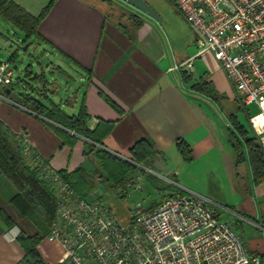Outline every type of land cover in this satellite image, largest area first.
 <instances>
[{"label": "crops", "instance_id": "1", "mask_svg": "<svg viewBox=\"0 0 264 264\" xmlns=\"http://www.w3.org/2000/svg\"><path fill=\"white\" fill-rule=\"evenodd\" d=\"M13 1L37 18L52 0ZM148 2L160 14V22L118 0H56L40 22L41 39L36 42L44 44L45 54L59 59L68 72L49 60L39 73L29 70L35 87L23 92L14 82L13 99L5 97L0 103V121L55 172L81 167L93 172L88 153L94 145L115 158L137 163L131 150L147 141L153 155L137 164L151 170L150 176L136 174L140 184L135 193L142 192L152 178L176 185L163 196L189 190L210 198L230 210L228 220L250 253L259 255L264 264V183L254 184L247 163L236 167L231 141L232 120L255 136L244 119L249 122L257 109L240 107L227 75L211 52H200L194 33L173 5L161 3L157 8ZM191 59L190 75L184 68L172 70ZM47 72L52 82L46 79ZM58 77L80 85L67 92L65 103L55 104L50 96L60 88ZM27 95L69 115H77L84 106L90 131L100 124L110 129L100 136V145L93 144L24 108L21 100ZM53 127L71 137L65 139ZM178 139L189 145L191 161L180 155ZM15 194V188L0 178V264L24 262L26 252L18 239L22 233L43 238L37 251L44 264H60L61 245L43 237L39 227L18 212L11 201ZM96 198L93 194L87 199Z\"/></svg>", "mask_w": 264, "mask_h": 264}, {"label": "built area", "instance_id": "2", "mask_svg": "<svg viewBox=\"0 0 264 264\" xmlns=\"http://www.w3.org/2000/svg\"><path fill=\"white\" fill-rule=\"evenodd\" d=\"M171 2L194 33L200 52H211L227 75L240 107L257 109L250 121L264 151V0ZM183 68L190 75L193 59L172 70ZM14 78L10 64L0 59V86L14 85ZM24 148L26 161L56 200L46 238L64 250L60 264H263L224 219L230 210L202 194L176 191L148 209L136 202L122 224L107 200L82 198L45 160ZM138 180L129 178L117 187L118 199L131 197Z\"/></svg>", "mask_w": 264, "mask_h": 264}, {"label": "trees", "instance_id": "3", "mask_svg": "<svg viewBox=\"0 0 264 264\" xmlns=\"http://www.w3.org/2000/svg\"><path fill=\"white\" fill-rule=\"evenodd\" d=\"M55 1L52 0L49 7L35 18L13 0H0V17L24 35V44L33 39L38 41L41 39L38 31L40 22ZM26 72H28L27 75L31 74L29 69ZM39 77L41 79V75ZM41 82L44 86L46 85L43 79ZM201 86L203 87V85H199V88L205 92ZM13 92L14 85L0 86V95L7 99H13ZM21 101L24 108L30 109L39 117L42 116L66 131L90 140L93 144L100 145V136L110 129L108 124H100L95 130L90 131L88 129L89 116L84 106H81L77 115H69L56 105L47 108L42 102L35 100L30 95ZM232 121L231 126L234 131L231 133V141L235 165L237 167L247 163L251 168L254 184L260 185L264 183V151L258 138L249 136L243 127L239 126L236 121ZM53 128L65 139L68 140L71 137L70 133L57 127ZM176 142L180 155L185 160L191 161V149L186 141L178 139ZM24 146L22 138L17 134L15 135L5 123L0 121V178L6 179L15 188L16 194L11 201L18 212L33 221L41 230L43 237H46L56 214V200L50 187L39 179L38 171L26 161ZM131 153L136 158L137 163L142 164L144 158L153 155L152 146L146 141L134 146ZM88 154L99 163L100 168H96L94 172H89L84 167L72 172H58L64 182L71 185L82 198H89L97 186L96 181L101 185H108L106 184L108 182L113 183L114 188H116V185L137 169L127 161L115 158L95 145L91 146ZM35 156L34 153L33 158ZM18 239L26 252L23 264H44L39 251H37V247L43 238L39 235L28 237L22 233Z\"/></svg>", "mask_w": 264, "mask_h": 264}, {"label": "rangeland", "instance_id": "4", "mask_svg": "<svg viewBox=\"0 0 264 264\" xmlns=\"http://www.w3.org/2000/svg\"><path fill=\"white\" fill-rule=\"evenodd\" d=\"M151 3H155L154 5L157 8H160V4H171V0H148ZM159 3V4H158ZM170 19V18H169ZM166 21V20H165ZM164 25L166 27L170 28L169 21L164 22ZM24 35L16 30L14 27L10 26L6 20L0 17V59L4 62H8L11 66V69L15 71V78L14 82H19V89L21 91H27L25 87L29 89L32 87H35V83L31 80L30 76L27 75V69L31 70L33 73L37 74L40 71V68L45 69L47 60L50 62H54V64L60 66L62 69L66 70L63 65L60 64L59 59H55L54 56H47L45 54V51H47V47L40 43L36 42V40H31L28 42H25ZM47 56V57H46ZM67 71V70H66ZM68 72V71H67ZM71 76L74 77L72 73L69 72ZM46 79L49 82L53 81V77L50 73L45 74ZM56 81L59 82L60 88L57 92V95L50 96V100L52 103L60 104L61 100L65 103L66 100L69 99V96L67 95V92L70 91L72 87H78L80 84H76V82H69L65 79L58 77L56 78ZM71 81V80H70ZM69 85H68V84ZM65 106V105H64ZM245 118V117H244ZM245 125L249 130L251 127V121L244 119ZM253 130V129H252ZM91 158V157H90ZM93 162V172L97 168H100L98 161L95 158H92ZM129 163V162H128ZM131 164V163H129ZM137 169L125 177L124 180L120 182V184L116 185L114 188L113 183H106L108 185L98 184V181H96L97 186L93 193L89 196L91 197L93 194H97L98 197H102L105 200L108 201L112 205V209H114L119 222L126 223V218L131 216L133 212V206L136 202H141L145 208L148 207L151 203L154 204L157 201L163 197L164 192L173 186L176 185L168 181H165L163 179L156 180L150 178L148 180L149 184L146 186V188L142 192H130V196L127 199H118V196L116 195L117 187H119L121 184L125 185L127 179H134L137 178V175L142 174L145 175L146 179L150 176V171L142 165H133ZM97 166V167H96ZM137 171V173H135ZM144 173V174H143ZM97 180V179H96ZM140 184V183H139ZM138 184V185H139ZM172 186V187H171ZM135 188H138L136 185ZM229 213H223V217L226 221H229L228 218L230 215ZM230 222V221H229Z\"/></svg>", "mask_w": 264, "mask_h": 264}, {"label": "water", "instance_id": "5", "mask_svg": "<svg viewBox=\"0 0 264 264\" xmlns=\"http://www.w3.org/2000/svg\"><path fill=\"white\" fill-rule=\"evenodd\" d=\"M125 5L130 6L135 9L137 12L144 14L150 19H154L157 22L161 21V16L157 11L152 7L146 0H118Z\"/></svg>", "mask_w": 264, "mask_h": 264}, {"label": "bare ground", "instance_id": "6", "mask_svg": "<svg viewBox=\"0 0 264 264\" xmlns=\"http://www.w3.org/2000/svg\"><path fill=\"white\" fill-rule=\"evenodd\" d=\"M258 123H263V119L262 118H260V119H258V121H257Z\"/></svg>", "mask_w": 264, "mask_h": 264}]
</instances>
